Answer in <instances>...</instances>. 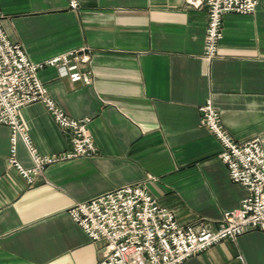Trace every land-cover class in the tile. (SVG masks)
Listing matches in <instances>:
<instances>
[{
    "label": "crops",
    "instance_id": "1",
    "mask_svg": "<svg viewBox=\"0 0 264 264\" xmlns=\"http://www.w3.org/2000/svg\"><path fill=\"white\" fill-rule=\"evenodd\" d=\"M0 8L8 38L34 63L91 50L83 65L90 84L51 66L38 76L63 112L90 119L97 147L94 157L52 164L29 187L8 166L10 129L0 126V264H97L104 244L91 242L68 210L125 185L146 181L183 226L215 229L239 208L246 189L230 180L200 106L211 98L237 142L259 137L264 149V0L251 15L223 16L209 63L207 10L185 0H79L77 10L67 0H0ZM20 114L41 154L65 151L66 134L41 103ZM17 158L32 166L22 142ZM183 264H264V232L224 240Z\"/></svg>",
    "mask_w": 264,
    "mask_h": 264
},
{
    "label": "built area",
    "instance_id": "2",
    "mask_svg": "<svg viewBox=\"0 0 264 264\" xmlns=\"http://www.w3.org/2000/svg\"><path fill=\"white\" fill-rule=\"evenodd\" d=\"M67 1L69 9L79 8V0ZM185 3L207 10L203 57L209 63L217 57L223 38V16L228 13L251 15L258 0H185ZM3 17L0 8V126L10 129L8 166L19 173L27 186L34 187L38 179L46 180L45 170L52 164L94 157L97 153L88 126L90 119H75L63 112L38 76L42 68L51 66L58 68L72 83L90 84V73L83 65L91 63L92 53L88 47H81L45 63H34L21 43L8 38L2 26ZM34 103H41L66 134L65 151L51 155L38 151L20 114L23 107ZM199 122L220 143L219 158L230 180L246 189L247 195L239 208L225 213L218 227L212 229L203 222L180 225L174 212L160 205L157 197L150 193L146 181L97 195L68 210L91 242L104 244L97 264H183L224 240H234L249 231L264 232L261 138L237 142L224 127L211 98L200 106ZM19 142L25 144L32 159L30 167H25L17 158Z\"/></svg>",
    "mask_w": 264,
    "mask_h": 264
}]
</instances>
